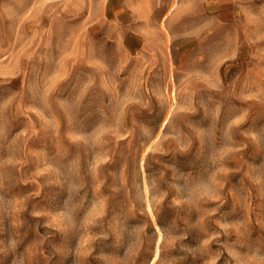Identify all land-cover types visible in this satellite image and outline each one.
<instances>
[{
    "label": "rangeland",
    "instance_id": "374dc122",
    "mask_svg": "<svg viewBox=\"0 0 264 264\" xmlns=\"http://www.w3.org/2000/svg\"><path fill=\"white\" fill-rule=\"evenodd\" d=\"M101 4L0 0V264H264V0Z\"/></svg>",
    "mask_w": 264,
    "mask_h": 264
},
{
    "label": "crops",
    "instance_id": "0c3cea01",
    "mask_svg": "<svg viewBox=\"0 0 264 264\" xmlns=\"http://www.w3.org/2000/svg\"><path fill=\"white\" fill-rule=\"evenodd\" d=\"M108 1L109 0H101V2H102V6H106L107 5V3H108ZM156 1H158V0H156ZM172 2H173V0H171ZM241 1H254V0H241Z\"/></svg>",
    "mask_w": 264,
    "mask_h": 264
},
{
    "label": "bare ground",
    "instance_id": "6f19581e",
    "mask_svg": "<svg viewBox=\"0 0 264 264\" xmlns=\"http://www.w3.org/2000/svg\"><path fill=\"white\" fill-rule=\"evenodd\" d=\"M67 11V10H66Z\"/></svg>",
    "mask_w": 264,
    "mask_h": 264
}]
</instances>
